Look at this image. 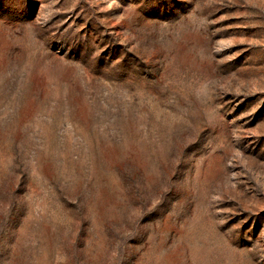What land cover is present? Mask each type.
I'll return each instance as SVG.
<instances>
[{"label":"rangeland","instance_id":"obj_1","mask_svg":"<svg viewBox=\"0 0 264 264\" xmlns=\"http://www.w3.org/2000/svg\"><path fill=\"white\" fill-rule=\"evenodd\" d=\"M0 264H264V0H0Z\"/></svg>","mask_w":264,"mask_h":264}]
</instances>
